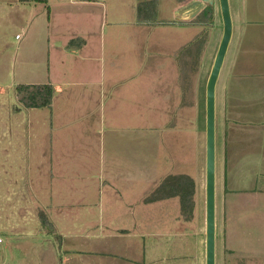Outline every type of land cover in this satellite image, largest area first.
Masks as SVG:
<instances>
[{"label": "crops", "instance_id": "obj_1", "mask_svg": "<svg viewBox=\"0 0 264 264\" xmlns=\"http://www.w3.org/2000/svg\"><path fill=\"white\" fill-rule=\"evenodd\" d=\"M40 5L46 11L48 26L55 20L53 9L88 12L80 21L89 26L78 24L67 36L65 27V35L54 39L47 32V77L42 83L24 85L48 84L53 88L48 110L55 120L53 131L59 143L79 139L81 145L94 147L98 143L103 148L96 202L80 201L86 194L83 189L77 192L78 198L77 194L73 197L77 198L74 204L59 206L67 211L79 208L80 215L67 213L55 220L44 213L52 235L43 232L54 237L56 245L42 254V262L50 258L51 264H156L158 256L162 259L163 251L159 250L164 245L154 242L172 238L173 233L165 221L159 223L160 229H150L149 223H154L159 207L170 211L171 201L178 198L151 203L145 199L158 186L156 178L162 181L168 176L187 175L178 174L181 170L172 175L161 160L157 163L153 140L156 134L165 135L175 128L173 115L187 107L185 98H175L177 84L168 75L170 84L161 94L172 115L156 123L153 77L133 76L120 68V63L131 60L116 58L117 51L127 45L130 49L139 30H150L136 22V0H47ZM229 6L233 33L218 79L222 77L215 107L219 109L223 143L221 232L232 254L236 242L264 240V0H229ZM178 77L181 86V74ZM150 152L152 158H148ZM169 154V161L180 163L181 154ZM159 168L163 174L156 175ZM138 182L153 187L137 192L133 184ZM172 205L173 210L178 205L171 220L179 233L168 248L175 247L178 253L188 222L181 219L179 204ZM260 235L261 240L253 238ZM243 250L247 253V248L239 249Z\"/></svg>", "mask_w": 264, "mask_h": 264}, {"label": "rangeland", "instance_id": "obj_2", "mask_svg": "<svg viewBox=\"0 0 264 264\" xmlns=\"http://www.w3.org/2000/svg\"><path fill=\"white\" fill-rule=\"evenodd\" d=\"M156 1V23L149 26L150 30H139L134 45L130 49L128 45L119 49L116 58L131 60V63L122 61L119 64L123 73L153 77L156 123L171 114L161 94L170 84L168 75L177 84L175 98L178 99L180 95L185 98L183 102L187 107L173 115L175 128L165 135L156 134L153 142L157 157L154 158H157V163L161 160V165H166L170 174L181 170L178 174L187 175L194 181L193 219L187 224L186 238H182L184 244L178 253L175 247L168 248L170 241L174 244L178 240L176 234L179 229L175 231V223L171 220L178 208V205L174 206L173 210L172 204H179L178 199L171 201L170 211L159 207L155 211L154 223H149V227L160 229L159 223L165 221L173 233L172 238L154 242L164 245L159 250L163 251L162 259L158 256L156 264H204L205 84L221 38L222 22L217 0H211L209 4L212 18L206 25L195 21L196 17L190 19L182 13H174L192 0L181 3L179 0ZM204 4L205 7L208 5ZM57 10L53 9L55 20H50L48 26L43 5L0 0V264H51L50 258L42 262V254L52 251V245H56L55 238L49 237L51 231L41 226L39 213H45L55 220L66 217L67 213L78 216L82 212L79 208L67 211L59 206L74 204L78 198L77 192L83 189L86 194L80 197V201L95 203L98 197L97 174L103 157V148L98 143L94 147L92 144L81 145L83 142L79 139L76 143L70 140L65 145L59 143L58 135L53 131L55 120L47 108L12 112L13 108L18 107L15 86L42 83L47 77V32L54 39L65 35V27L67 36L75 31L72 28H77L78 24L89 26L80 21L82 16L89 15L88 12ZM111 19L109 16L108 20ZM202 32L206 34L205 42L195 64L181 52ZM95 65L99 64L92 63V66ZM178 74H182L181 86ZM221 81L222 77L216 86V97ZM218 110V106L215 107L216 264H264V240L236 242L231 254L221 232L219 201L223 143ZM169 152L175 154L174 157L181 154L180 163L169 161ZM151 155L150 152L148 158H152ZM148 165L152 166V162ZM160 168L156 175L162 173L163 168ZM148 171L150 174L153 172L149 168ZM93 177H96L95 180ZM160 181L155 179L158 186ZM139 183L133 184L137 192L153 187L152 184ZM260 237L262 235L253 236L258 240H261ZM244 248H247L245 254L244 250L239 251Z\"/></svg>", "mask_w": 264, "mask_h": 264}, {"label": "trees", "instance_id": "obj_3", "mask_svg": "<svg viewBox=\"0 0 264 264\" xmlns=\"http://www.w3.org/2000/svg\"><path fill=\"white\" fill-rule=\"evenodd\" d=\"M86 1V0H84ZM185 0H179V3ZM24 4H46L47 0H18ZM136 22L140 25H154L157 19V1L156 0H136ZM212 18V9L207 5L195 18V21L202 23L209 22ZM206 25V24H205ZM204 25V26H205ZM206 34L202 32L181 52V55L190 58L196 64L202 47L205 42ZM182 79V74H181ZM15 98L18 107L12 109V112H19L21 109H45L51 105L53 97V88L48 84L24 85L18 84L14 88ZM195 183L188 176H168L154 190V192L145 199L146 203L162 201L170 198H178L180 206V216L185 222H191L194 212ZM40 224L43 228L52 232L51 225L43 213L38 215Z\"/></svg>", "mask_w": 264, "mask_h": 264}, {"label": "water", "instance_id": "obj_4", "mask_svg": "<svg viewBox=\"0 0 264 264\" xmlns=\"http://www.w3.org/2000/svg\"><path fill=\"white\" fill-rule=\"evenodd\" d=\"M222 34L205 84V167H204V264H216V122L215 93L219 75L231 42L233 22L229 0H217ZM211 0H193L176 14L195 18Z\"/></svg>", "mask_w": 264, "mask_h": 264}, {"label": "bare ground", "instance_id": "obj_5", "mask_svg": "<svg viewBox=\"0 0 264 264\" xmlns=\"http://www.w3.org/2000/svg\"><path fill=\"white\" fill-rule=\"evenodd\" d=\"M187 15V14H186ZM185 14H184V16H186Z\"/></svg>", "mask_w": 264, "mask_h": 264}, {"label": "built area", "instance_id": "obj_6", "mask_svg": "<svg viewBox=\"0 0 264 264\" xmlns=\"http://www.w3.org/2000/svg\"><path fill=\"white\" fill-rule=\"evenodd\" d=\"M18 39V37H16Z\"/></svg>", "mask_w": 264, "mask_h": 264}]
</instances>
